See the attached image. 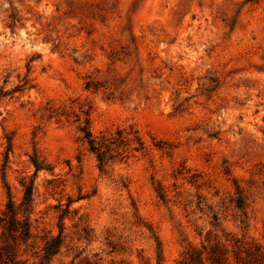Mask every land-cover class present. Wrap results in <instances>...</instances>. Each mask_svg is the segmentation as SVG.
Here are the masks:
<instances>
[{
	"label": "rangeland",
	"instance_id": "rangeland-1",
	"mask_svg": "<svg viewBox=\"0 0 264 264\" xmlns=\"http://www.w3.org/2000/svg\"><path fill=\"white\" fill-rule=\"evenodd\" d=\"M31 179L26 264H264V0H0V214Z\"/></svg>",
	"mask_w": 264,
	"mask_h": 264
},
{
	"label": "trees",
	"instance_id": "trees-1",
	"mask_svg": "<svg viewBox=\"0 0 264 264\" xmlns=\"http://www.w3.org/2000/svg\"><path fill=\"white\" fill-rule=\"evenodd\" d=\"M93 82H89L88 86H91ZM83 132V138L90 145V149L97 155L100 165L103 167L107 164V153L114 150V144L116 147L120 145L125 139L122 130H118L117 138L106 137L103 135L99 140L95 137L90 128L89 122L81 127ZM119 154H122L119 152ZM36 169L43 168V162L39 159H33ZM25 186L22 202L19 206H16L12 198L8 202L6 209L0 214V264H26L27 260L20 258V249L22 245H29V240L32 236L31 231V218L29 215H19L21 211L27 212L33 201L34 196V179H31L29 183H23ZM24 207V208H23ZM61 234L48 241L44 247L46 255H53L60 249ZM202 252L192 248L186 252L184 264H207L204 261ZM210 264H234L227 257V249L215 246L209 252ZM239 264V263H237Z\"/></svg>",
	"mask_w": 264,
	"mask_h": 264
}]
</instances>
